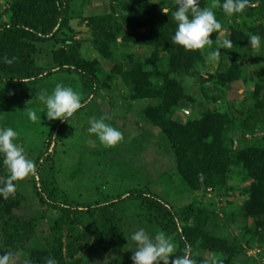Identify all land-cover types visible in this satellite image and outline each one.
<instances>
[{
    "label": "trees",
    "instance_id": "obj_1",
    "mask_svg": "<svg viewBox=\"0 0 264 264\" xmlns=\"http://www.w3.org/2000/svg\"><path fill=\"white\" fill-rule=\"evenodd\" d=\"M121 1L129 11V15L121 18L129 30L120 36L122 44L148 47L152 53L145 62L129 64L126 70L117 67L116 72L121 75L131 101L150 102L143 110L144 116L170 142L177 163L175 173L185 191L198 193L199 196L176 208L149 189L140 188L115 201L77 204L59 199L52 190H45L41 169L46 155H42L34 163L33 188L42 215L48 210L55 211L57 215L52 221L49 237L44 243L28 248L35 222L15 214L22 201L16 187L14 196L7 200L0 197V255L11 253L13 257L24 250L28 258L20 264H45L47 258H54L57 264H82L94 250L110 253L124 238L116 204L121 200H133L143 212L141 219L174 236L176 255H183L188 244L194 264H237L240 246L208 234L205 227L216 199L229 194L224 188L227 180L233 171L239 172V169L240 175L249 181V187L242 193L245 199L241 210L247 218L264 217V126L256 128L250 144L237 147L234 133L242 127L246 128V121L241 122L218 111H207L200 118H190L185 123L176 121L174 115L183 101L191 103L193 100L179 84L178 76L195 77L202 84L227 87L236 81L241 65L234 63L221 73L205 75L202 73L204 49L188 51L173 43L176 24L172 13L179 0L170 5L161 0ZM76 4L74 0L9 1L8 9L0 14L1 83L26 86L52 73H71L78 76L83 94L82 105L94 99L101 89L97 61L80 59L76 51L68 46L70 40L60 37L65 35L69 22L80 16L74 7ZM198 4L201 8L207 5L216 7L218 17L226 21L232 48L241 50L250 34L259 35L264 45V24L255 25L254 18L260 10H264V0H250L255 7L249 6L242 13L232 15L224 12L223 0H198ZM165 9H168L167 15ZM220 32L214 33L210 39L215 41ZM103 34L97 44L104 57L118 41L112 33ZM47 43H63L65 46L52 49L51 66L46 68L36 65L34 56L38 46ZM163 52L168 54L161 57ZM5 58L12 63H5ZM252 97L255 112L259 111L264 116V76L262 83L256 84ZM252 117L253 114L248 115V120ZM7 175L0 157V182ZM208 188L215 192L209 198L205 196ZM263 226L264 221L257 223L254 236L245 243L249 249L264 247ZM115 264L132 262L117 260Z\"/></svg>",
    "mask_w": 264,
    "mask_h": 264
},
{
    "label": "rangeland",
    "instance_id": "obj_2",
    "mask_svg": "<svg viewBox=\"0 0 264 264\" xmlns=\"http://www.w3.org/2000/svg\"><path fill=\"white\" fill-rule=\"evenodd\" d=\"M9 1L0 0V14L8 9ZM74 1L77 3L74 7L80 12V16L69 22L65 35L60 37L70 40L68 46L76 51L80 59L97 61L100 92L66 121H48L43 105L38 100V93L41 90L51 93L56 84L60 83L77 92L82 102L83 94L77 75L52 73L26 86L0 82V127H11L18 132L15 142L24 148L27 158L34 163L39 157L46 155L41 169V182L46 191L52 190L59 199L84 205L115 201L131 190L147 188L176 208L194 201L199 194L185 191V186L175 173L177 163L170 142L143 114L145 106L150 102L131 101L121 75L116 72L117 67L126 70L129 64L145 62L152 53V49L148 47L122 44L120 36L129 31L121 19L129 15L124 1ZM161 1L170 5L178 0ZM205 8L215 13L222 29L216 42L204 48L202 73L215 75L234 63L241 65V69L236 81L227 87L202 84L195 77L178 76L179 84L193 100L191 103L183 101L174 118L185 123L190 118H200L207 111L227 113L230 118L246 121V128L242 127L234 133L237 147H244L253 141L256 128L264 126V116L259 111L255 112V100L252 97L256 84L263 81L264 45L261 43L259 47L251 48L247 40L241 50L238 47L221 49L222 55L216 60H210L208 54L218 47L220 41L229 37V31L226 21L218 17L216 7L207 5ZM254 18L255 25L264 24V10H260ZM4 19L7 17L4 16ZM237 20L239 23V19ZM103 32L114 34L118 41L104 57L97 44L100 42L99 36H104ZM64 46L63 43L38 46L34 56L36 65L50 67L52 49ZM167 54L163 52L161 57ZM28 109L36 112L35 121L28 118ZM250 114L253 117L248 120ZM101 117L105 119V123L122 132L123 139L117 145L106 147L94 134L88 132L90 120ZM238 171H233L224 187L229 194L217 198L215 208L209 211L205 230L229 244L240 246L237 264H264V247L249 249L245 244L254 236L257 223L264 221V217L247 218L241 210L245 199L242 193L249 187V181L240 175V169ZM33 175L34 170L24 180L16 182L22 201L15 214L35 222L34 235L27 243L28 248L44 243L49 237L52 221L57 216L53 210L42 215L33 188ZM214 193L213 189L208 188L205 196L209 198ZM116 208L123 241L110 253L96 250L90 252L82 264H115L117 260H131L135 251V243L130 239L132 232L140 228L152 236L161 232L156 226L145 222L144 218L141 219L143 212L135 201H118ZM261 233L264 239V226ZM168 236L176 245L174 236ZM202 256L207 257L206 254ZM27 258L28 253L20 250L10 258L9 264L24 263Z\"/></svg>",
    "mask_w": 264,
    "mask_h": 264
},
{
    "label": "clouds",
    "instance_id": "obj_3",
    "mask_svg": "<svg viewBox=\"0 0 264 264\" xmlns=\"http://www.w3.org/2000/svg\"><path fill=\"white\" fill-rule=\"evenodd\" d=\"M249 6L256 5L250 4V0H223L222 4L224 12L228 15L242 13ZM164 13L167 15L168 9H165ZM172 19L176 24L172 41L188 51L201 50L212 45L216 41L210 37L222 29L215 13L209 8H201L198 0H179L176 10L172 13ZM248 41L251 48L261 45L259 35L250 34ZM232 47V40L226 38L208 54V58L216 60L222 55L221 49ZM4 62L11 64L12 60L5 58ZM38 100L43 105L44 115L48 121H66L83 106L80 95L71 87L60 83L56 84L51 93L41 90L38 93ZM27 112L30 120L37 119L35 111L28 109ZM88 132L94 134L106 147L115 146L123 139L122 132L105 123L103 117L90 120ZM18 135L11 127H0V157L8 172L6 178L0 182V197L5 200L14 196L16 182L24 180L35 168L34 162L27 158L24 148L15 142ZM130 239L135 243V251L130 258L132 264H194L190 255L191 246L186 244L184 254L176 255L175 243L163 231L152 236L140 228L131 233ZM10 258L11 253L0 255V264H9ZM45 264H57V261L54 258H47Z\"/></svg>",
    "mask_w": 264,
    "mask_h": 264
}]
</instances>
